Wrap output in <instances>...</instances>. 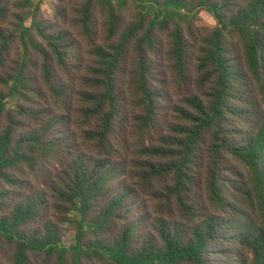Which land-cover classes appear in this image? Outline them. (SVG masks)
Here are the masks:
<instances>
[{
	"label": "trees",
	"instance_id": "16d2710c",
	"mask_svg": "<svg viewBox=\"0 0 264 264\" xmlns=\"http://www.w3.org/2000/svg\"><path fill=\"white\" fill-rule=\"evenodd\" d=\"M51 6L0 0V264H264V0Z\"/></svg>",
	"mask_w": 264,
	"mask_h": 264
},
{
	"label": "rangeland",
	"instance_id": "374dc122",
	"mask_svg": "<svg viewBox=\"0 0 264 264\" xmlns=\"http://www.w3.org/2000/svg\"><path fill=\"white\" fill-rule=\"evenodd\" d=\"M35 1L41 3V9L45 14L49 15L51 13L52 10L51 0H35ZM198 24L200 26L212 27L215 25V22L206 12H200ZM71 236H72V232L71 231L67 232L64 242L69 240Z\"/></svg>",
	"mask_w": 264,
	"mask_h": 264
}]
</instances>
